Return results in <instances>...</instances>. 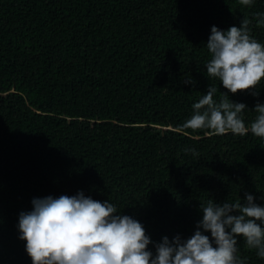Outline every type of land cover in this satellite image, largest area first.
I'll return each mask as SVG.
<instances>
[{"label":"trees","instance_id":"obj_1","mask_svg":"<svg viewBox=\"0 0 264 264\" xmlns=\"http://www.w3.org/2000/svg\"><path fill=\"white\" fill-rule=\"evenodd\" d=\"M255 13L264 0H0V264H32L18 225L34 199L111 202L153 257L164 237L195 234L209 199L264 207V139L182 127L211 85L254 121L264 81L258 96L228 93L207 77L206 44L245 17L264 44ZM237 248L264 264L243 238Z\"/></svg>","mask_w":264,"mask_h":264},{"label":"clouds","instance_id":"obj_2","mask_svg":"<svg viewBox=\"0 0 264 264\" xmlns=\"http://www.w3.org/2000/svg\"><path fill=\"white\" fill-rule=\"evenodd\" d=\"M238 2L245 7L254 4V0ZM254 18L256 27L264 26V14L255 13ZM251 24L245 17L240 27L232 26L227 32L213 26L206 44L211 56L207 77L218 79L233 95L251 92L258 96V86L264 81V44L253 38ZM186 82L192 83L190 78ZM216 93L211 85L193 104L184 129H208L218 136L251 132L264 139V104L257 103L256 117L246 126L242 114L247 106L234 103L226 93L217 102ZM185 151L198 155L195 149ZM32 204L31 212L20 214L18 225L32 264H244L237 255L238 238L264 259V207L251 194L243 204L240 199L222 205L209 199L201 204L203 218L195 234L186 241L164 237L156 245L155 257L148 250L152 241L142 224L119 214L111 202L102 203L80 192L34 199ZM204 232L211 233L215 247Z\"/></svg>","mask_w":264,"mask_h":264}]
</instances>
